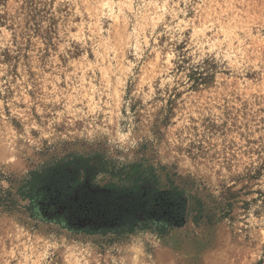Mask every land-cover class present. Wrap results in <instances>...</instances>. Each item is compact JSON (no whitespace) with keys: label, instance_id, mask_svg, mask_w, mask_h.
Segmentation results:
<instances>
[{"label":"clouds","instance_id":"1","mask_svg":"<svg viewBox=\"0 0 264 264\" xmlns=\"http://www.w3.org/2000/svg\"><path fill=\"white\" fill-rule=\"evenodd\" d=\"M97 157L138 166L172 207L113 224L45 212L46 179ZM192 196L204 217L185 232ZM255 261L264 0H0V264Z\"/></svg>","mask_w":264,"mask_h":264},{"label":"trees","instance_id":"2","mask_svg":"<svg viewBox=\"0 0 264 264\" xmlns=\"http://www.w3.org/2000/svg\"><path fill=\"white\" fill-rule=\"evenodd\" d=\"M95 170L96 166L85 160L69 161L59 167L42 184L45 212L71 214L73 222L81 224H113L121 217L143 212L146 205L172 207L167 200L169 190L149 184L140 170L126 175L120 182L109 181L103 185L98 184ZM179 203L186 208L185 222L194 221L201 226L204 214L191 215L202 207L200 200L192 196ZM206 221L211 222L210 215Z\"/></svg>","mask_w":264,"mask_h":264},{"label":"rangeland","instance_id":"3","mask_svg":"<svg viewBox=\"0 0 264 264\" xmlns=\"http://www.w3.org/2000/svg\"><path fill=\"white\" fill-rule=\"evenodd\" d=\"M91 165H95L96 166V170H95V176H96V180L98 182V184L103 185L104 183H107L109 181H115V182H120L121 180H123L125 178L126 175H130L133 174L135 171L139 170L138 166H133L132 168H130L128 171L124 172V171H120V172H107L106 171V167L105 164L103 163V161L97 157L96 158V162L93 164L90 161ZM186 224L188 225V227L185 228V232H190V221H187ZM206 227V225H205ZM185 242L184 241H180L177 240V246L178 247H182L184 246ZM207 244V241H203L200 245H198V247H202L204 245ZM254 264H264V262L261 261H255Z\"/></svg>","mask_w":264,"mask_h":264}]
</instances>
